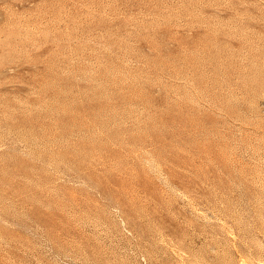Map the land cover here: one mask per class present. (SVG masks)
<instances>
[{
  "label": "rangeland",
  "instance_id": "rangeland-1",
  "mask_svg": "<svg viewBox=\"0 0 264 264\" xmlns=\"http://www.w3.org/2000/svg\"><path fill=\"white\" fill-rule=\"evenodd\" d=\"M0 264H264V0H0Z\"/></svg>",
  "mask_w": 264,
  "mask_h": 264
}]
</instances>
